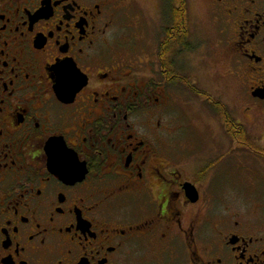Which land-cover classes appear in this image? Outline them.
Wrapping results in <instances>:
<instances>
[{
  "label": "flooded vegetation",
  "instance_id": "af4514ba",
  "mask_svg": "<svg viewBox=\"0 0 264 264\" xmlns=\"http://www.w3.org/2000/svg\"><path fill=\"white\" fill-rule=\"evenodd\" d=\"M200 3L228 51L225 78L245 94L242 121L264 123V0ZM131 9L130 0H0V264H264V226L214 205L212 163L178 156L189 139L177 123L195 127L189 107L218 122L226 144L248 151L256 139L200 89L189 7L159 0L142 36L137 17L123 24ZM125 27L127 51L117 43ZM146 38L155 43L133 42ZM61 66L79 76L68 98L56 92ZM255 156L264 161V148Z\"/></svg>",
  "mask_w": 264,
  "mask_h": 264
},
{
  "label": "rangeland",
  "instance_id": "374dc122",
  "mask_svg": "<svg viewBox=\"0 0 264 264\" xmlns=\"http://www.w3.org/2000/svg\"><path fill=\"white\" fill-rule=\"evenodd\" d=\"M136 9L129 10V18L123 15V24L128 25V21L134 20L137 17V34L142 36V33L149 27L153 30L152 23L148 20V15L155 11L156 4L159 0H130ZM186 2L189 7L190 35H193L199 49L197 54L199 59L193 66L197 74L200 75V89L211 95V97L224 106L226 105L230 114L235 119L242 121V115L247 105L245 102V94L240 89L239 82L233 79L225 78L228 68L227 55L228 51L221 46H217V33L219 27L208 17L204 7L201 6L200 0H179ZM140 14H137V12ZM135 23V22H134ZM148 25H147V24ZM134 26L132 25V28ZM127 31V32H126ZM133 31V32H135ZM121 40L117 43L122 45V49L132 46L129 41H126L128 30L127 27L123 29ZM156 36V35H155ZM119 40V36L117 38ZM155 43L154 39L136 40L133 42ZM130 44V45H129ZM145 53V52H144ZM123 58L129 59V55L122 53ZM171 93L174 95V107L179 110L178 116L183 117V110L181 105L182 90L171 88ZM198 104V102H196ZM201 107L198 105L197 110ZM174 111V109H173ZM187 116L195 117V127H189L187 118L184 123L181 120L177 123L178 127L186 131V137L189 139L187 147H183L178 153L179 157L190 161V167L196 165L204 167L209 163L213 164L210 167V176L213 180L211 184V194L215 206H225L243 211L249 219L255 218L264 226V161L255 156L260 149L264 148L263 142L260 138L264 137V123L262 120L258 124H254L253 117L249 116L244 127L250 132L255 139L248 149H242L239 146H231L226 144L227 139L223 133L221 134L220 124L213 123L207 118V115H197L191 107L186 112ZM194 112V114H192ZM205 113V111H204ZM178 120V117H177ZM184 131V132H185ZM183 135V133L181 134ZM184 137V135L182 136ZM183 144V143H182ZM185 144V143H184ZM188 176V175H187Z\"/></svg>",
  "mask_w": 264,
  "mask_h": 264
},
{
  "label": "snow or ice",
  "instance_id": "6c2138e0",
  "mask_svg": "<svg viewBox=\"0 0 264 264\" xmlns=\"http://www.w3.org/2000/svg\"><path fill=\"white\" fill-rule=\"evenodd\" d=\"M54 73V78L57 79L60 88L68 93L73 92V85L79 80L78 73L70 66H61L55 69ZM55 151L60 154L63 167L70 174H75L77 166L72 154L64 151L62 147L55 149Z\"/></svg>",
  "mask_w": 264,
  "mask_h": 264
},
{
  "label": "water",
  "instance_id": "95a60500",
  "mask_svg": "<svg viewBox=\"0 0 264 264\" xmlns=\"http://www.w3.org/2000/svg\"><path fill=\"white\" fill-rule=\"evenodd\" d=\"M56 92L60 96V98H68L70 95L72 96L73 92L68 93L60 88V86L57 83ZM185 189L187 192V196L191 201L196 200V191H193V188L190 184H185Z\"/></svg>",
  "mask_w": 264,
  "mask_h": 264
},
{
  "label": "trees",
  "instance_id": "16d2710c",
  "mask_svg": "<svg viewBox=\"0 0 264 264\" xmlns=\"http://www.w3.org/2000/svg\"><path fill=\"white\" fill-rule=\"evenodd\" d=\"M179 1V0H178Z\"/></svg>",
  "mask_w": 264,
  "mask_h": 264
}]
</instances>
